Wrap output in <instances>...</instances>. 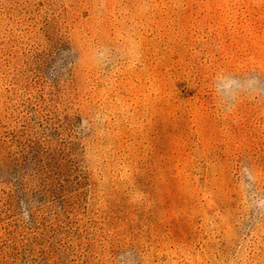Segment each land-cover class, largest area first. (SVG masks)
Returning <instances> with one entry per match:
<instances>
[{"label":"rangeland","instance_id":"rangeland-1","mask_svg":"<svg viewBox=\"0 0 264 264\" xmlns=\"http://www.w3.org/2000/svg\"><path fill=\"white\" fill-rule=\"evenodd\" d=\"M0 264H264V0H0Z\"/></svg>","mask_w":264,"mask_h":264}]
</instances>
